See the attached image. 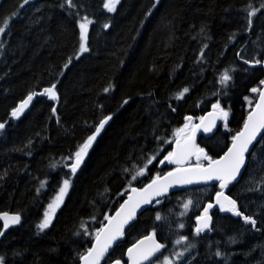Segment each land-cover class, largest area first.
Here are the masks:
<instances>
[{
  "label": "trees",
  "instance_id": "obj_1",
  "mask_svg": "<svg viewBox=\"0 0 264 264\" xmlns=\"http://www.w3.org/2000/svg\"><path fill=\"white\" fill-rule=\"evenodd\" d=\"M105 2L0 0V27L8 22L0 33V214L21 216L0 239L4 264H80L130 190L175 169L160 161L173 151L175 130L187 117L195 125L217 103L228 111L227 126L222 119L213 135L198 139L216 158L258 100L260 91L252 89L261 90L264 81V0H120L114 12ZM85 17L91 21L88 51L81 53ZM225 71L232 78L222 84ZM52 85L57 99L37 96L12 116L29 94ZM184 88L189 92L178 99ZM107 116L73 174L74 153ZM248 156L244 174L227 191L255 227L215 209L211 230L197 234V217L221 189L190 188L144 211L106 264H127L128 248L153 233L164 247L145 264L165 258L173 264H264V133ZM64 180L71 183L65 200L41 230ZM3 227L0 220V232Z\"/></svg>",
  "mask_w": 264,
  "mask_h": 264
},
{
  "label": "snow or ice",
  "instance_id": "obj_2",
  "mask_svg": "<svg viewBox=\"0 0 264 264\" xmlns=\"http://www.w3.org/2000/svg\"><path fill=\"white\" fill-rule=\"evenodd\" d=\"M28 2L29 0H24L25 4ZM67 2L71 4L72 0H67ZM119 3L120 0H106L104 7L110 12H114L116 10V6ZM256 11L257 9H252L249 15L254 16ZM13 15H15V13ZM89 23H91V21L85 17L83 22H81L79 25L81 30V44L79 51L81 53L88 51L87 33ZM3 24L4 26L0 27V33H4L8 27V22L6 20L3 22ZM105 27H108V25H105ZM69 63H71V58H69ZM255 63L260 64L261 61L256 60ZM67 66L68 65H65V67ZM231 78L232 77L228 74V72L225 71L221 77V83L225 84L231 80ZM261 84H264V81H261ZM55 88L56 86L52 85L51 87L44 89V92L47 93L51 98L57 99ZM105 91H109V88H106ZM252 91L258 92L260 90L253 88ZM188 92L189 89L184 88L181 92L176 94L177 98H183ZM34 95H36V93L29 94L17 108L13 109L11 113L12 116L18 117L32 101ZM125 103H127V101H125ZM213 115L216 118L223 119L225 121V126H227L229 113L223 107H221L219 103L213 105ZM110 119L111 116H107L102 121H100L99 125L95 128V133L89 136L74 153V162L70 165L73 174L82 164L84 157L87 155V152L95 141L96 136L100 133V131L104 128V125ZM186 119L188 123H186L184 127L175 130L176 148L169 152L164 157V160L160 161V163L168 161L169 163L176 164L178 167L163 177L157 174L155 178L152 179L151 183L143 189H131L135 195H130L128 197V200L125 201L123 205H121L120 211L116 213L115 217L107 218L108 225L96 233V245L88 249L87 254L81 257L84 261V264H100V260L112 246L113 242L123 235L124 225H126L135 217L136 210L142 204L151 203V198L153 196H161L166 193L173 184H191L196 180L216 179L220 181L221 189H223L227 187L229 183L236 180L237 176L240 174L241 168H243L245 165V154L248 153L249 146L252 145L254 140H256V137L261 129H264V91H260L259 103L256 105V110L249 114L247 121L244 124L243 130L238 132L232 138V147L228 150L225 156L219 160H213L207 155V153H205L203 148H200L195 144V132L199 127H201V125H192V117H187ZM205 119L206 118L202 117L201 122L203 123ZM4 127L5 125L0 123V129H3ZM204 130L210 131V128L205 127ZM193 156H195L197 164L194 167H184V164ZM202 158L208 161L207 167L199 163ZM69 159L73 158L70 157ZM155 159L156 156H152L147 160L143 167H138L131 179L134 181L138 176L144 175L148 169V165L152 164ZM125 171H128V169H125ZM69 187L70 181L64 180L63 186L61 187L58 196L55 198L53 203L48 205L49 211L45 213L43 222L38 225L39 229L43 230L49 227L55 209L59 207L60 203L63 202L64 195L67 193ZM191 204L192 201L189 200L184 204V207L188 208ZM216 204L220 206L222 211L232 212L237 216H241L245 223H250L253 227H255L256 220L252 216L245 215L243 212H241L237 206V201L231 197L225 196L223 191L216 193ZM213 207V204H208V206L204 209L203 214L197 217L198 225L195 229L197 234L204 231L205 229L210 228L211 216L209 215V209ZM0 215H2L4 219V228L9 227L10 224L14 225L20 222L19 215L10 216L8 213H3ZM157 219H160V217L157 216ZM180 227L183 228V224H181ZM0 235H3V232H0ZM145 240L151 241L150 247L146 249L141 248V245L144 244V241H140L137 245L128 250V255L132 259L133 264H141V261L149 260L150 257H152L156 252L160 251V249L164 247V245L156 243L155 233H153L150 237H146ZM177 243H180V241H177ZM180 255V253L176 254L177 259H179ZM217 255H220V253L217 252ZM0 264H4L3 257H0ZM114 264H121V261L116 260ZM163 264H173V261L169 258H165Z\"/></svg>",
  "mask_w": 264,
  "mask_h": 264
},
{
  "label": "water",
  "instance_id": "obj_3",
  "mask_svg": "<svg viewBox=\"0 0 264 264\" xmlns=\"http://www.w3.org/2000/svg\"><path fill=\"white\" fill-rule=\"evenodd\" d=\"M34 1H36V0H29L28 3H32V2H34ZM28 3H27V4H28ZM260 91H264V84H263L262 89H261ZM44 94H45V92H36V95L33 96L32 101L28 104V106H27L23 111H26V110L29 109V107L31 106L32 102L34 101V99H35L37 96H42V95H44ZM49 97H50V96H49ZM259 97H260V94H259ZM259 97H258V100H257L255 106L253 107V109L247 114L244 124L246 123L249 114H250L251 112H253V111L256 110V105L259 103ZM50 98H51V97H50ZM51 99H53V98H51ZM203 117L206 118V119L203 121V123H202L201 120H200V121H198V122L195 124V125H201V127H199V128L196 130V132H195V138H194V139H195V144H196V145H197V143H198V139H199L200 136H211V135H213V134L215 133V131L217 130V128L219 127V125H220V123H221V120H222L221 118H216V117L213 115V107H212L208 112H206V113L203 115ZM191 124L193 125V117H192ZM205 127L210 128V131H205V130H204ZM243 128H244V125H243V127H242V129H241L240 131H242ZM0 130H1V129H0ZM240 131H239V132H240ZM263 133H264V129H261V131L258 133V135H257V137H256V140H254L253 143H252V145L249 146V151H248V153L245 154V157H246V159H245V165H244L243 168H241L240 174L237 176L236 180H234V181H232L231 183H229V184L227 185V187L221 189L220 181H219V180H216V179H213V180H196V181H194V182L191 183V184H173V185L168 189V191H167L166 193H164L163 195H161V196H153V197L151 198V203H148V204H142V205L136 210L135 217H134L132 220H130L126 225H124V228H123V235L120 236L117 240H115V241L113 242L112 246L108 249V251L105 253V255L103 256V258L100 260V264H106L107 259H108V258L110 257V255L113 253L114 249H115V248H116V247H117V246L123 241V239L125 238V233L127 232V230H128L131 226L134 225L136 219H137V218H138V217H139L144 211H146L147 209H149L151 206H153V205H155V206L161 205V204L163 203V200H164L165 197L171 196V195H172L173 193H175V192L184 191V190H187V189H190V188L206 187V186H213V185H218L219 188L221 189L220 192L223 191V193H224L225 196L231 197V195H230V194L228 193V191H227L228 186H229L230 184H232V183H236L237 181H239L240 178L242 177V175L244 174V172H245V170H246V168H247V165H248V161H249V156H248V155H249L250 152H252V150L254 149L255 144H256L257 141L262 137ZM231 147H232V142H231L230 146L228 147V149H227V150H226L221 156H219V157L213 158L212 155H208V154H207V155H208L209 157H211L213 160H219V159H221L222 157L225 156V154L228 152V150H229ZM175 148H176V143H175L174 146H173V150H174ZM204 151H205V153H207L205 149H204ZM192 159H194L195 161H197L196 158H195V156H193L189 161H187V162L184 164V167H194L196 164H189L190 161H191ZM202 159H203V158H202ZM203 160H204V159H203ZM206 161H207V160H206ZM167 162H168V161H167ZM168 163H169V162H168ZM169 164L175 166V169L178 167V166H177L176 164H174V163H169ZM202 165L205 166V167H207V165H208V161H207V164H202ZM175 169L171 170L170 172L174 171ZM168 173H169V172H168ZM166 174H167V173H166ZM166 174H164L163 176H165ZM163 176H161V177H163ZM150 183H151V182H150ZM150 183H148V184H150ZM148 184H147V185H148ZM147 185H146V186H147ZM146 186H144V187H142V188H139V187H133V188L143 189V188H145ZM130 195H135V194L130 190L129 194L127 195V198L122 202L121 205H123V204L125 203V201L128 200V197H129ZM231 198H232V197H231ZM232 199H233V198H232ZM209 204H210V203H209ZM211 204L214 205L213 208L209 209V215L211 216V225H210V228H209V229H205L204 231H210V230H211V228H212V226H213V216H212V214H213V212H214L215 209H219V210L221 211V213L224 214V215L229 214V213H232V212H227V211H222V210H221L220 206H219L218 204H216V196H215V200H214V202H211ZM207 206H208V204L206 205V207H207ZM206 207H205V208H206ZM120 208H121V206L118 208V210H117V211H116L111 217H115V216H116V213H117L118 211H120ZM4 213H8L10 216H11V215H19V214H17V213H13V212H4ZM2 214H3V213H2ZM19 216H20V215H19ZM200 216H201V215H200ZM0 220L2 221V223H3V225H4V219H3V216H2V215H0ZM20 222H21V216H20ZM20 222H19V223H20ZM19 223H18V224H19ZM18 224H14V225H13V224H10L9 227H7V228H4V227H3V231H2V232H3V235L0 236V239H1V238H2V237H3V236L9 231V229H10L11 227L16 226V225H18ZM107 225H108V221L106 222V224H105L102 228H104V227L107 226ZM197 225H198V221H197ZM150 236H152V234H148V235H146V236L140 238L137 242H135L132 246H130V247L128 248V250H129L130 248H133V247H134L135 245H137L140 241H144V244L141 245V248L146 249V248L150 247V245H151V241H149V240H145L146 237H150ZM102 239H103V237H102ZM155 241H156V243L161 244L160 241L157 239L156 235H155ZM95 245H96V238H95V240H94V242H93L92 247H94ZM92 247H91V248H92ZM128 250H127V260H128V263H127V264H133L132 259H131V258L129 257V255H128ZM160 252H161V249H160V251L156 252L152 257H150L149 260L152 259L153 257H155V256H156L157 254H159ZM86 254H87V253H86ZM86 254H85V255H86ZM149 260L141 261V264H145V263H147ZM114 262H115V261L110 262V263H108V264H114ZM80 264H84V261H83L82 258H81V262H80ZM121 264H122V263H121Z\"/></svg>",
  "mask_w": 264,
  "mask_h": 264
},
{
  "label": "rangeland",
  "instance_id": "obj_4",
  "mask_svg": "<svg viewBox=\"0 0 264 264\" xmlns=\"http://www.w3.org/2000/svg\"><path fill=\"white\" fill-rule=\"evenodd\" d=\"M89 25V24H88ZM70 185H71V183H70ZM70 188V187H69ZM69 188H68V190H69ZM60 192V191H59ZM67 193H68V191H67ZM67 193L64 195V198H63V202H64V200H65V197H66V195H67ZM59 194V193H58ZM58 194L54 197V199L51 201V203H53V201L55 200V198L58 196ZM63 202L62 203H60L59 204V207H57L56 209H55V212H54V215H55V213L57 212V210L61 207V205L63 204ZM50 203V204H51ZM47 211H49V209L47 208ZM46 211V212H47ZM54 215L52 216V218L54 217Z\"/></svg>",
  "mask_w": 264,
  "mask_h": 264
}]
</instances>
